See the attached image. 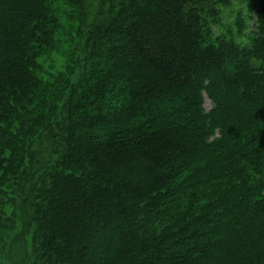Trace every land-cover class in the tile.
Segmentation results:
<instances>
[{
	"label": "trees",
	"instance_id": "trees-1",
	"mask_svg": "<svg viewBox=\"0 0 264 264\" xmlns=\"http://www.w3.org/2000/svg\"><path fill=\"white\" fill-rule=\"evenodd\" d=\"M234 1L0 0V244L264 264V0L246 44L213 27Z\"/></svg>",
	"mask_w": 264,
	"mask_h": 264
},
{
	"label": "rangeland",
	"instance_id": "rangeland-1",
	"mask_svg": "<svg viewBox=\"0 0 264 264\" xmlns=\"http://www.w3.org/2000/svg\"><path fill=\"white\" fill-rule=\"evenodd\" d=\"M254 0H248L246 2L234 1L232 5L228 7H221V19L220 22L215 24L214 30L216 34L223 35H233L236 38V41L241 44H246L248 42L247 36L249 32L253 29L255 24V15L258 11V4L255 5L254 9L250 8ZM242 22V25L245 26V29L242 35L237 32L238 22ZM46 63L47 68H51L53 71H58L64 64V60H61V57L54 56L51 60ZM47 69V70H48ZM121 80V79H120ZM148 84V86L155 85V83ZM147 85V84H146ZM204 107L206 110H209L212 107V103L209 98L205 96ZM116 214L120 215L121 211L117 208L112 209ZM111 231L109 226L104 227V232ZM108 235L99 236L96 238V242L99 240V243H103L106 240ZM95 242H93L94 244ZM31 248L30 235L28 234H17L11 241L7 244H0V264H25L26 259L29 255ZM6 252L4 253V251ZM4 256V259L1 260V257Z\"/></svg>",
	"mask_w": 264,
	"mask_h": 264
}]
</instances>
